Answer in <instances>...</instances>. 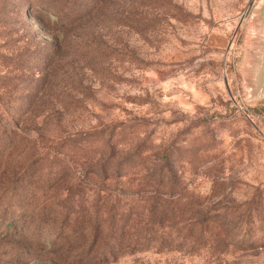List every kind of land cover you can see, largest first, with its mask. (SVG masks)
<instances>
[{
    "label": "rangeland",
    "instance_id": "1",
    "mask_svg": "<svg viewBox=\"0 0 264 264\" xmlns=\"http://www.w3.org/2000/svg\"><path fill=\"white\" fill-rule=\"evenodd\" d=\"M35 1L0 0V264H264V0Z\"/></svg>",
    "mask_w": 264,
    "mask_h": 264
},
{
    "label": "trees",
    "instance_id": "2",
    "mask_svg": "<svg viewBox=\"0 0 264 264\" xmlns=\"http://www.w3.org/2000/svg\"><path fill=\"white\" fill-rule=\"evenodd\" d=\"M52 1H55V0H52ZM59 1V0H58ZM64 1H67V0H61L60 2H64ZM78 0H70V7L72 6V4L75 6L76 5V2H77ZM44 1L43 0H38V1H35V4H39L40 5V7L42 8V10H44V12H50L49 10H50V8H51V6L49 5V4H44L43 3ZM104 2V0H94V2H93V6L91 5L90 7H92L90 10V13H92V15L94 14V16L95 15H97V14H99V12H101V4ZM72 3V4H71ZM30 12V10H28L26 13H25V15H28V13ZM91 15V14H90ZM20 17L22 18V19H24V16H22V15H20ZM31 20L29 19V23H31L30 22ZM30 32V34L32 35V31H29ZM28 33V32H27ZM58 54H55L54 56H53V60H52V62H51V64H49V67H48V72H47V74H46V76L44 77V83H45V85H47V84H49V82H51V80H52V78L51 77H53V72L55 71V65L53 66V64H54V62L56 61L55 60V56H57ZM21 57H22V55H20ZM64 67V66H63ZM67 74V73H66ZM131 217H136V220H143V218H142V216L141 215H139V214H137L136 213V215H135V213H134V215L132 216L131 215V213L129 214ZM207 220H206V218L205 219H202V218H200L199 217V220L198 221H195V223L197 224V225H201V224H203L204 226H205V224H207ZM146 230V229H145ZM140 235H142V234H140L139 232H138V230H136V236H140ZM129 247H127V249H128ZM135 249H133V250H131V251H134Z\"/></svg>",
    "mask_w": 264,
    "mask_h": 264
},
{
    "label": "water",
    "instance_id": "3",
    "mask_svg": "<svg viewBox=\"0 0 264 264\" xmlns=\"http://www.w3.org/2000/svg\"><path fill=\"white\" fill-rule=\"evenodd\" d=\"M261 71L259 74L258 80L254 83V91L258 94L259 97H262L264 94V58L261 63Z\"/></svg>",
    "mask_w": 264,
    "mask_h": 264
}]
</instances>
